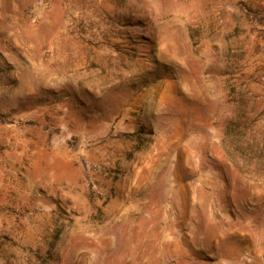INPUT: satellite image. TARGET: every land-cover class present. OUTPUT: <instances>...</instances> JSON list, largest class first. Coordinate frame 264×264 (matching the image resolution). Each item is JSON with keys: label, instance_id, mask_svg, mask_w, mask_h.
I'll use <instances>...</instances> for the list:
<instances>
[{"label": "rangeland", "instance_id": "obj_1", "mask_svg": "<svg viewBox=\"0 0 264 264\" xmlns=\"http://www.w3.org/2000/svg\"><path fill=\"white\" fill-rule=\"evenodd\" d=\"M0 264H264V0H0Z\"/></svg>", "mask_w": 264, "mask_h": 264}]
</instances>
